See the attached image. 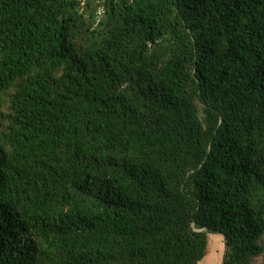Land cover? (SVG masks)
<instances>
[{
    "label": "trees",
    "instance_id": "16d2710c",
    "mask_svg": "<svg viewBox=\"0 0 264 264\" xmlns=\"http://www.w3.org/2000/svg\"><path fill=\"white\" fill-rule=\"evenodd\" d=\"M211 235L264 264V0H0V264Z\"/></svg>",
    "mask_w": 264,
    "mask_h": 264
},
{
    "label": "rangeland",
    "instance_id": "374dc122",
    "mask_svg": "<svg viewBox=\"0 0 264 264\" xmlns=\"http://www.w3.org/2000/svg\"><path fill=\"white\" fill-rule=\"evenodd\" d=\"M99 10H102V8ZM224 253L225 242L223 236L211 235L207 256L201 264H223Z\"/></svg>",
    "mask_w": 264,
    "mask_h": 264
}]
</instances>
